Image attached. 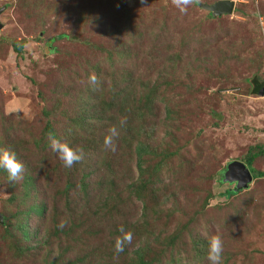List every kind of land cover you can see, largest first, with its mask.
<instances>
[{
	"label": "rangeland",
	"instance_id": "374dc122",
	"mask_svg": "<svg viewBox=\"0 0 264 264\" xmlns=\"http://www.w3.org/2000/svg\"><path fill=\"white\" fill-rule=\"evenodd\" d=\"M217 1L195 0L181 12L172 0H0V140L24 141V155L35 167L38 181L44 183L32 201H42L48 208L46 218L28 220L31 232L38 230V237L22 239L11 218L21 206L17 200L6 201L19 188L12 189L0 175V264H48L53 260L61 264H132L134 251L149 241L145 234H167L190 218L194 233L221 236L227 246L226 264H264V179L238 197L239 203L245 201L241 214L216 206L223 203L220 196L224 191L237 183L232 178L229 184L220 183V171L245 155L248 147L264 145V91L259 94L264 88V0H232V14L209 18L200 4ZM129 28L141 34L127 45L132 59L121 56L111 67L114 52L127 42ZM62 34L67 37L57 38ZM13 44L21 47L19 55ZM174 52L179 55V66L163 73L168 85L162 84L164 79L158 80L162 85L154 107L158 115L153 117L156 123L151 136L146 137L152 148L159 144L162 149L158 152L172 155L154 174L164 190L160 196L152 195L160 202L141 228L140 238L133 228L140 221L139 201L122 202V213L117 216L94 213L96 202L109 187L121 190L123 184L139 182L135 161L119 165L117 149L111 151L104 145L83 150V171L90 175L87 187L85 192L76 188L70 199L74 204L65 203L57 194L63 179L52 171L55 160L47 155L52 151L50 140L41 133V111L53 107L60 97L61 108L70 118V108H75L72 100L79 89L87 87L96 66L102 69L97 76L100 88L95 91L100 100L109 97L108 76L119 73L120 68L129 69L131 78L141 85L153 82L162 74V61ZM70 68L79 79L63 97L55 93L54 81ZM255 78L263 81V87L254 93ZM39 91L45 100L38 98ZM165 105L174 112L167 119ZM65 119H57L59 135ZM67 130L79 129L72 124ZM39 138L42 142L33 149ZM161 155L149 158L147 165L156 164ZM253 167L264 170V160ZM230 169L234 178L244 172V165L233 163ZM79 177L80 172L74 176L76 186ZM206 197H210L208 208L199 212ZM84 208L92 211L88 220ZM5 216L10 223L2 227ZM55 224L70 232L59 234L61 239L54 237L58 234ZM121 226L132 233V242L117 252L115 239L123 235ZM44 230L54 246L38 251ZM59 243L65 247L58 258ZM27 246L33 249L23 254L16 251ZM98 248L104 249L105 258Z\"/></svg>",
	"mask_w": 264,
	"mask_h": 264
},
{
	"label": "trees",
	"instance_id": "16d2710c",
	"mask_svg": "<svg viewBox=\"0 0 264 264\" xmlns=\"http://www.w3.org/2000/svg\"><path fill=\"white\" fill-rule=\"evenodd\" d=\"M208 16L211 18V13L208 12ZM126 30L128 33L126 38L127 42L122 45L123 47L120 50L114 52L113 56L116 58L112 61L111 67L112 65H115L116 62H119V58H121V56L128 58L127 60L132 59L129 58L131 56L129 51L130 46L127 45H129V43L131 44V40L138 35L136 33L137 29L129 28ZM60 37L62 38L67 36L62 34L57 38ZM55 39L56 37L53 38V40ZM51 42L52 40H50V43ZM204 43H206V41ZM207 45L209 47L211 44ZM88 46H90V44H88ZM13 49L18 55L22 50L17 44H13ZM178 56L177 52L170 54L160 65L162 74L158 75L153 82H148L142 85L140 82L131 78L129 75V69L122 70V68H120L119 73H114L115 71H113L111 75L108 76L110 81V88H108V92H110V95L105 100H100L98 98V92L95 93V91H97V86L90 85L88 81L87 87L79 89L72 100V102L75 103H73L75 108L77 109L75 110L74 107L70 108V118L67 115L66 109L61 108L63 103L59 101L61 100L60 97L57 99V102L53 107L50 109L43 108L41 111L42 117L44 118V126L41 133L44 137L49 139L51 135L56 139L67 142L73 148H81L84 151H86L85 149L93 151L95 147H102V145H104L105 136L109 135V129L115 127L118 132V136L114 138V143L117 149L116 160L119 162V165L126 164V166H128L131 161H135V168H137L140 172L139 182L123 184V188H121V190H117V186L115 188L109 187L106 191H104V193H102L100 199L96 202L95 206H98L94 210V213L96 215L105 213V215L107 214L106 216L109 217L117 216L122 213V211H120L122 210V207H120L122 202L129 204L133 199L139 201L142 204L140 208L141 216L140 221L136 222L138 226L133 227L135 228V233H133L137 234L140 238H143L144 233L141 228L144 229L145 222L150 221V216L155 214L153 209L156 208L160 202L159 198H155L152 195L157 194L160 196L159 193L164 190L163 186L157 184V182H161V180H155L154 174L157 172L158 167H160V165L166 160H169L172 155H163V152H158L157 149L161 148L159 144L152 148L151 145L146 142V137L151 136V131L156 123L153 122V117L158 115L154 111L156 103L160 100L159 86H162L158 80L164 79L162 84H169L163 73L166 74L169 73V71H174L179 66L177 61ZM78 58L81 59V56ZM106 60L109 61L111 58L106 56ZM176 65L177 67H175ZM96 69V74L100 77L102 75V69L97 66ZM71 70L72 68L63 74L59 73L56 76L54 81L56 94L63 97L69 95L72 85H75L76 81L79 79V75H76ZM261 87H263V81H260L258 78L253 79L252 92L255 93V91L259 90ZM37 96L39 99L45 100L40 91ZM164 110L166 113V119L169 117L168 115L174 114L173 110L167 105H165ZM61 117L63 119L66 118L65 121L67 119L68 120L66 121L65 126L60 129L63 134L59 135L58 132L55 131V125L57 124V119H60ZM72 124H74V126H76L79 130L68 131L67 129L71 127ZM41 142L42 138L34 140L32 148L37 149V145ZM23 144V140H11L7 143L0 140V149H7L10 152L15 153L17 161L24 167L22 179L15 183L9 182L8 173L4 169H0V175L4 178V181L6 180V184L12 187V189L14 187H16V189L19 188L15 195L11 192L10 197H8L6 201L10 203L17 200V206H21L20 209H17V211L11 215V218L15 220V223H13L16 224L14 226L15 230L19 231L22 239L28 240L30 237L35 239L38 237V230L34 229V231L31 232L32 228L29 226L28 220L34 217L46 218L48 216V208L47 204H44L42 201L39 203H34L32 201L37 192L42 190L40 186L44 183H40L38 181L35 167L24 155V150H26V148ZM45 144L47 145V142H45ZM46 154L47 153L38 158V164L42 163ZM47 155L50 157V160H55V166L52 171L58 174V179H63V187L57 190V194L59 196H63L65 203L69 200L71 202L70 205L74 204V202L70 200L72 198V194H74L76 188H78V191L85 192L87 182L90 177L89 173L83 171V166H85L86 162L85 158L81 162L74 164V166L69 169L63 166L62 162L58 159L57 153L51 151V153ZM158 155H161L162 157L156 164L153 166L147 165L149 158L151 159L152 157ZM262 160H264V145L257 144L255 146L248 147L245 155L238 158V160L236 159L228 162L223 170L220 171V183H228L227 175L231 170L230 168L233 163L238 162H241L248 169L251 174L252 181L245 188H237L236 184L233 183L234 186H232V188H227L223 195L220 196L224 199L223 203H217L216 206L222 207L223 209L229 208L232 210L233 214H241L240 212L244 208L245 201L239 203L238 197L241 193L248 192L252 183L264 179V170L255 169L253 167L254 164H260ZM79 172V182L76 186L74 176ZM171 196L172 194H170L167 198H170ZM209 198L210 197H206L205 201H202L203 204L201 205L199 212L208 208ZM254 200L255 199H253V201ZM249 204L250 203L248 202V205ZM66 207H69V205H66ZM90 212L92 211L84 208L83 216L86 215V220L90 217ZM18 219L19 221H17ZM192 220L193 218H190L183 226H178L172 232L167 234L163 232H155L150 235L145 234L149 241L147 240L145 246L137 247L134 251L133 254L135 260L132 261V264H201V262L207 260V239L209 235L207 233H205V235H203V233H194L192 231L194 226ZM9 223L10 222L5 216L2 227H7ZM55 229L58 234L54 237L60 239L61 235L63 236V234H68L70 232L69 229V232L67 230H61L58 228V225ZM52 239V237L49 238L46 230H44V235L40 238L41 242L39 241L38 244V251H41L44 247H53L54 243H50ZM64 247H62L61 243H59L56 254L58 258ZM30 249L32 250L33 248L28 246L21 248L18 247L16 248V251L19 254H23L29 252ZM98 249L101 250L100 248ZM101 251L103 254L99 251L101 254L100 257L105 258L104 249ZM226 251L227 246L223 243V264H226L227 261V257L225 255ZM107 258L110 257L107 256ZM48 264H61V261L56 262L53 260Z\"/></svg>",
	"mask_w": 264,
	"mask_h": 264
},
{
	"label": "clouds",
	"instance_id": "9594fccd",
	"mask_svg": "<svg viewBox=\"0 0 264 264\" xmlns=\"http://www.w3.org/2000/svg\"><path fill=\"white\" fill-rule=\"evenodd\" d=\"M195 0H172V3L181 11H186L187 7L193 4ZM89 83L92 86H98L100 81L95 73L90 74ZM118 136L115 127L109 129V135L104 138V147L111 151H115L116 145L114 138ZM50 146L53 152L57 153L58 159L66 168H72L74 164L81 162L84 159V152L81 148H73L67 142H62L50 135ZM0 169H4L8 173L9 182L15 183L22 179L24 171L23 165L17 161L15 153L7 149H0ZM119 231L123 233L122 236L116 237L115 249L117 252L124 250L125 244L132 242V233L124 232L121 226ZM208 249L206 259L208 264H223V240L220 235L213 234L207 239Z\"/></svg>",
	"mask_w": 264,
	"mask_h": 264
},
{
	"label": "water",
	"instance_id": "95a60500",
	"mask_svg": "<svg viewBox=\"0 0 264 264\" xmlns=\"http://www.w3.org/2000/svg\"><path fill=\"white\" fill-rule=\"evenodd\" d=\"M200 7L210 12L212 17H220L222 15L232 14L233 9H234V2L232 0H220L211 5L200 4ZM1 12H2V9H0V14ZM2 28L3 26L0 23V29ZM263 91H264V88L260 90L259 94L263 95ZM231 175H232V171L230 170V172L227 175V180H228L227 182H231L232 179H235V181H237L236 183L237 188H245L252 181L251 174L245 166H244V172L241 173V175L239 174L238 176L234 178ZM0 223H3V217L1 215H0Z\"/></svg>",
	"mask_w": 264,
	"mask_h": 264
}]
</instances>
